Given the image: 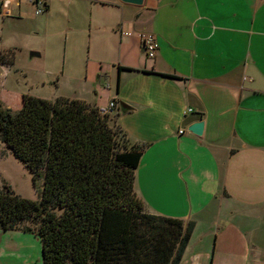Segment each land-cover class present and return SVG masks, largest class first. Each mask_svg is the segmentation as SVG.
Instances as JSON below:
<instances>
[{
    "label": "crops",
    "instance_id": "0c3cea01",
    "mask_svg": "<svg viewBox=\"0 0 264 264\" xmlns=\"http://www.w3.org/2000/svg\"><path fill=\"white\" fill-rule=\"evenodd\" d=\"M41 1V13L18 0L7 16L35 12L65 63L87 59L76 98L116 102L113 122L145 145V211L195 223L181 264H264V0Z\"/></svg>",
    "mask_w": 264,
    "mask_h": 264
},
{
    "label": "trees",
    "instance_id": "16d2710c",
    "mask_svg": "<svg viewBox=\"0 0 264 264\" xmlns=\"http://www.w3.org/2000/svg\"><path fill=\"white\" fill-rule=\"evenodd\" d=\"M0 141L34 183L43 178L39 201L0 191V230L34 231L43 264H181L195 223L145 211L135 192L145 145L111 115L80 99L25 95L16 113L0 102Z\"/></svg>",
    "mask_w": 264,
    "mask_h": 264
},
{
    "label": "rangeland",
    "instance_id": "374dc122",
    "mask_svg": "<svg viewBox=\"0 0 264 264\" xmlns=\"http://www.w3.org/2000/svg\"><path fill=\"white\" fill-rule=\"evenodd\" d=\"M35 16V12H26L19 19L0 12V55L8 63L0 62V102L12 113L21 108L25 95L49 101L61 96L78 99L90 87L83 72L87 59L77 55V64L65 63L63 50L51 46L44 32L37 34ZM88 51L85 48L81 54ZM33 52L41 55L33 57ZM6 185L21 197L41 199L43 178L34 183L29 168L0 141V191ZM0 264H43L41 240L23 226L0 230Z\"/></svg>",
    "mask_w": 264,
    "mask_h": 264
},
{
    "label": "built area",
    "instance_id": "2783aa9c",
    "mask_svg": "<svg viewBox=\"0 0 264 264\" xmlns=\"http://www.w3.org/2000/svg\"><path fill=\"white\" fill-rule=\"evenodd\" d=\"M18 0H4L3 3V13L5 15H10L11 10L8 8L11 3L16 2ZM32 4H36L38 6L37 13H41L43 11V1L41 0H31ZM127 35H132L131 33H126ZM139 37L143 43L145 52L148 56V58L153 59L156 57L157 51L159 49L158 41L155 37V35L152 32H140ZM117 107L116 102L112 101L106 106H100L98 107L100 114L102 115H110ZM189 111H193L192 109H189ZM185 131L180 130V133L183 134Z\"/></svg>",
    "mask_w": 264,
    "mask_h": 264
},
{
    "label": "water",
    "instance_id": "95a60500",
    "mask_svg": "<svg viewBox=\"0 0 264 264\" xmlns=\"http://www.w3.org/2000/svg\"><path fill=\"white\" fill-rule=\"evenodd\" d=\"M123 2L125 3H129V4H134V5H143L144 4V0H122ZM32 56H40V54L38 52H33L32 53ZM204 122L203 121H200V122H196V123H193L189 130L198 135V136H201L204 132Z\"/></svg>",
    "mask_w": 264,
    "mask_h": 264
}]
</instances>
